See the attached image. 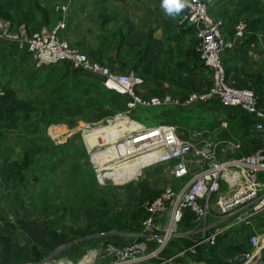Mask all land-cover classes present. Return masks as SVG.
<instances>
[{
    "label": "trees",
    "instance_id": "1",
    "mask_svg": "<svg viewBox=\"0 0 264 264\" xmlns=\"http://www.w3.org/2000/svg\"><path fill=\"white\" fill-rule=\"evenodd\" d=\"M222 1L207 0L208 12L211 14L210 8L214 10ZM225 1L232 3V8L229 11L222 8L214 14L215 18L224 21L225 38H232V26L236 21L242 18L247 23L245 35L233 48H225L222 54L227 81L236 88L253 90L258 96V107L264 110V68L258 72L247 71L239 61L248 56L249 49L259 40L258 34L264 32V0ZM95 3L99 4V10L93 21L96 30L92 27L87 32V36H92L90 41L85 37L82 40H69L70 34L74 33L70 31V21L74 20L72 15L68 16L67 22L65 20V27L60 32L61 38L84 52L89 60L105 63L121 73L133 70L142 79L140 95L144 98L169 94L183 100L190 92H202L211 86V72L194 49L196 31L190 25L179 24L181 12L173 16L162 9L158 12L160 19L156 18V25L151 27L142 19L132 22L119 18L117 13L120 10L108 7L106 0H96ZM60 18L61 14L55 11L52 1L44 4L39 0H0V20L9 21L13 27L24 24L29 32L38 31L43 26L52 27ZM157 28H161L159 37L155 35ZM127 101V96L107 89L98 75L74 67L69 60L36 66L30 54L0 39V183L11 190L12 204L20 202V208L24 210L21 218L15 222L8 223L5 215L0 214V264H39L73 239L61 230L43 227L27 216L30 211L25 206L26 192H21L17 184H22L21 181L25 179L23 173L41 156L50 157L51 165L56 166L63 161V157L73 154L74 168L68 176L76 174L79 184L73 187L71 196L85 207L91 217L90 223L74 230L77 237L83 239L58 252L55 257L76 261L89 248L111 242L109 236L101 233L112 229L114 219L111 217L116 214L115 205L99 196L95 172L83 170L80 165L89 159L86 147L81 144L74 156L75 147L70 140L55 144L45 130L52 124L70 120L106 123L107 119L125 113ZM194 106L197 107L136 106L129 116L147 126L176 124L179 130L184 131L181 135L183 139H187L194 130L209 128V131H214V127H219L224 121L226 127L219 128V137L239 144V148L230 152L228 158L250 154L260 146V139L253 129L255 117L239 106H225L216 99ZM199 107L220 112L224 117L216 120L212 127L204 124L201 118L193 122L189 117H196ZM33 120L42 124V137L22 131ZM36 126L30 129L35 130ZM206 131L203 135H208ZM11 133L14 137L10 140ZM49 173L52 174L51 171ZM161 190L154 189L147 195L142 194L139 209L124 212L127 221L135 225L134 231L141 229V222L146 217L141 203L152 199ZM256 220L264 223V213L258 215ZM182 224L179 231L189 230L193 226L192 215L186 213ZM261 228L263 231L264 224ZM233 229L218 236L214 244H200L194 247V251L186 250L181 255L177 254L192 246L194 238L188 235L174 237L162 251L161 257H173L174 262L181 264H236L237 257L251 249L249 236L252 231L238 226L234 233L236 238L233 239V235H230ZM16 234L23 236L27 244L18 242ZM261 258L264 262V248Z\"/></svg>",
    "mask_w": 264,
    "mask_h": 264
},
{
    "label": "built area",
    "instance_id": "2",
    "mask_svg": "<svg viewBox=\"0 0 264 264\" xmlns=\"http://www.w3.org/2000/svg\"><path fill=\"white\" fill-rule=\"evenodd\" d=\"M55 11L61 14L57 23L52 27L43 26L34 32H29L24 24L13 27L9 21L0 20V39L30 54L36 66L69 60L74 67L98 75L107 89L128 97L127 109L122 114L129 113L136 106L188 107L215 99L225 106H239L255 117L253 129L261 143L250 154L221 160L218 158L220 150L234 152L239 144L235 141L203 138L200 132L193 134L197 137L195 142V138H180L174 124L147 126L134 120L129 124L136 122V127H126L113 142L98 138V142L88 149H95L91 153L90 162L100 182L109 177L105 176L108 165L114 166L111 172L118 168L125 174L127 169L119 168L120 165L148 157L141 169L169 165V176L176 183H169L158 195L141 203L140 206L146 212L141 229L132 239L105 244L98 254L99 263L92 259L95 255H87L79 262L64 261L57 264H181L174 262L173 257H161L172 238L186 235L194 238L192 246L177 254L181 255L186 250L194 251L197 245L214 244L218 236L233 226L250 225L258 215L264 213V110L258 107V96L253 90L236 88L228 83L222 62L225 48H233L247 32L244 19L234 23L233 36L227 39L223 32V19L215 18L208 12L207 0H187L181 10L179 24L190 25L195 29L197 41L194 49L203 65L210 70L212 84L208 89L190 92L180 100L169 94L144 98L140 95L142 79L133 70L121 73L105 63L89 60L84 52L70 46L60 36L65 27L68 5L59 4ZM122 114L107 119L106 124L126 116ZM106 124H85L82 135L85 144L86 135L91 129ZM99 140H102L101 144ZM221 144L224 148H220ZM108 146L114 147L116 157L112 160H109L110 157L98 159L96 152H102ZM186 213L192 215L193 226L187 231H179ZM159 216H162L160 220ZM249 242L251 249L238 264H264L261 258L264 230L253 231Z\"/></svg>",
    "mask_w": 264,
    "mask_h": 264
},
{
    "label": "rangeland",
    "instance_id": "3",
    "mask_svg": "<svg viewBox=\"0 0 264 264\" xmlns=\"http://www.w3.org/2000/svg\"><path fill=\"white\" fill-rule=\"evenodd\" d=\"M41 3H48L50 1L53 2L54 9L59 4H67L68 11L66 15V22L68 16L70 15V10L72 9L71 3L74 2L78 5L83 6L84 8L82 11L77 12V17H74L73 21H70V31L74 32L76 35L77 40H82L83 37L86 38L87 41H90V37L87 36V32L89 28L96 27L93 26V21L95 20V15L92 12V4L91 0H39ZM115 1H113L114 3ZM117 2V1H116ZM115 2V3H116ZM116 6L121 7L124 10L123 4H118ZM77 7V6H76ZM75 7V8H76ZM132 16L134 17L135 22H139L140 18H144V11L143 8L140 6L136 9L131 8L129 10ZM212 15V14H211ZM213 16V15H212ZM214 17V16H213ZM144 23H147V19H143ZM150 22V21H149ZM148 22V23H149ZM156 23V19L154 24ZM92 32H94L92 30ZM155 34L160 36V30L155 32ZM262 37L260 41L258 40L255 44L254 53L253 50L248 54V56L244 57L243 59L239 60L243 65L244 69L247 71L258 72L261 68H264V32H260ZM158 36V37H159ZM70 40V39H69ZM172 106V105H171ZM187 109H194V108H187ZM132 112V111H131ZM130 113V112H129ZM129 113L122 114L126 115L120 119H113L111 123L114 124V128H118L119 126L128 127L129 122L133 121L129 116ZM118 116V115H116ZM114 118V117H113ZM124 118L127 120L125 121ZM190 119L195 121L193 116L189 117ZM137 121V120H134ZM140 122V121H138ZM185 122V121H184ZM88 122L84 121H67L61 122L58 124L50 125L46 130L45 133L50 136L51 140L55 144H60L70 140V144L75 147L74 148V156H76V148H78L81 144H84L86 147V152L89 155V159L87 161H83L80 163L83 166V170H87L88 172L92 170V172L96 174V171H93V167L90 163V156L91 153L95 150L92 149L89 151L88 145L85 144L83 135V129L85 128V124ZM36 126L34 130L33 126ZM91 124V123H89ZM91 124L92 125H98ZM106 124V123H102ZM131 124V123H130ZM107 125V124H106ZM177 127V133L180 138L184 131L179 130ZM30 127H33L30 129ZM42 124L35 120L29 121L22 131L26 132V134H34L36 137H42L41 134L43 133V129H41ZM61 127V128H60ZM131 127V125H130ZM105 129V128H104ZM113 131V128H111ZM220 129L215 130L213 133H209L207 136L211 140H222L219 137ZM103 132V131H101ZM190 134V133H189ZM61 135V136H60ZM14 135L11 133L9 135L10 140L13 139ZM102 140H99L101 144ZM101 149L103 147H100ZM69 150L73 153L72 148ZM230 151H228V156ZM232 153V152H231ZM220 152L218 153V157ZM49 156H52L49 155ZM73 156V154H72ZM72 156H65L63 157V161L58 165H51L53 162L50 160L48 156H41V159L35 161L30 168H28L23 175L25 179L21 181V185L17 184V187L20 189L21 192H26L25 195V206L29 209V213L27 216L30 219L37 221L43 227H54L58 230H61L69 237L73 238L64 246L58 248L56 251L51 253L47 256L42 262L45 264H57L58 262L64 261H72L67 257H58L56 258L55 255L66 249L72 245L77 244L83 238L77 237L74 230L77 228H82L90 223L91 217H89V213L85 211V207H82L79 204V201L74 200L72 198V194L74 191V186L79 184L75 178L76 174L73 177H69L68 173L72 171L74 168ZM226 158V157H225ZM161 166V167H158ZM156 165L153 167H146L140 169L138 171L132 172L129 176L136 175L134 178L124 181L123 183H116L113 178H106L103 179L102 182L98 180L97 188L99 191V196H103L106 199H109L110 202L115 205V212L116 214L111 218L113 220L112 229L108 230L107 232L101 233L103 235L109 236L111 242H119L132 239L138 231H134V224L129 223L127 221L124 212L128 211H135L139 209V199L142 194L146 195L154 189H162L169 183L172 184V180L169 176V165ZM55 167V168H54ZM54 168V170L52 169ZM52 172L50 174L49 172ZM128 179V178H126ZM176 181V180H173ZM18 183V182H17ZM0 192L2 193V198H0V214L5 215V220L9 222H15L19 218H21L22 210L20 208V202H16L12 204V195L11 190L9 188H4V186L0 183ZM142 223V222H141ZM99 235V234H95ZM16 240L22 244L26 243V240L23 236L16 234ZM27 244V243H26ZM104 245H98L92 248H89L82 256L76 261L79 262L87 255H95L94 262L99 263L98 254L100 250H102ZM62 248V249H61ZM61 249L60 251H58ZM39 263V264H40Z\"/></svg>",
    "mask_w": 264,
    "mask_h": 264
},
{
    "label": "crops",
    "instance_id": "4",
    "mask_svg": "<svg viewBox=\"0 0 264 264\" xmlns=\"http://www.w3.org/2000/svg\"><path fill=\"white\" fill-rule=\"evenodd\" d=\"M91 1H92L91 2V4H92L91 5L92 6V12L94 13L95 18H96L97 15H98L99 4L98 3H95L96 0H91ZM113 1H115V2L117 1V2L116 3L115 2L113 3ZM106 3L108 4V7H112V8L113 7L114 8L116 7V8H118L117 9L118 11L119 10L121 11V12L119 11L117 13V15H118L119 18L124 19V20L127 19L128 21H132V22H135V20H134V17L132 16V14L130 13L129 10H131V8L136 9V8H138V7L141 6L143 8V10H146V11H144V14L145 15H144V18L143 19H147L148 22L150 21L149 23L147 22L145 24H148L151 27L152 26L154 27L156 25V24H154V21H155L156 18L160 19L159 15H158V12L163 9L162 8V0H106ZM118 4H123L124 10L121 9V7H119V6H116ZM209 5L211 7V4H209ZM232 6H233L232 3H229V2H227V1L224 0V1H222L220 3V5L214 7V10H213V7L210 8V10L212 12L211 14L214 16V14H217L218 11H220L222 8H225L226 10L229 11L232 8ZM83 8H84L83 6L78 5V4L75 3L74 5H72V9L70 10V15H72L73 17H77V12L82 11ZM109 10L110 9L108 8L107 11H109ZM143 19H142V22H144ZM160 29L161 28H157V30L155 32H158ZM155 35L157 37L159 36L157 34H155ZM261 37H262V35L259 33L258 34L259 41H260V38ZM69 39H70V41L76 40L75 33L70 34ZM251 50H253V52H254V50H255V44H254V46L252 48L249 49V54H250V52H252ZM254 53H256V52H254ZM195 107H197V106H191V107H188V108H194L195 109ZM200 108L201 107L197 108V111H196L197 112L196 113L197 114L196 115L197 118L196 117H193V118H194V120L201 118L200 120H202L203 123L206 124V125H208V126H211V127L214 126L216 124L215 122H217L216 120H221L224 117V115L222 113H220V112H215L214 113V112L210 111L209 109H200ZM200 110H202V111L200 112ZM198 112H200V113H198ZM131 127H132V125H131ZM225 127H226V123L223 121L219 125V127L218 126H215L214 127V131L217 130V129H219V128H222L223 129ZM206 130H208L209 133H213L214 132V131H209L210 130L209 128H207ZM206 130H200V131L194 130V131L190 132V135H189V137L187 139L193 140V138H195L194 140L196 142L197 141V137H194L193 134H195L197 132H200V134L202 135L203 138H208L209 139V137L207 135H203V132H206L207 133ZM213 141H226V140H213ZM220 148H224L223 147V144L220 145ZM219 152H220V155L218 157L219 159L225 160V159L228 158V155H227L228 154V151L227 150L226 151L220 150ZM175 183H176V181H173L172 180V184H175ZM161 218H162V216H159L158 217V220H160ZM261 221L262 220H256V219H254L250 223V225L243 226V227H245L246 229H251L252 232L253 231H259V232H261L262 229H263L261 227H263V224H264ZM255 222H256V224L258 226H256ZM182 226H183V224L180 223V227L179 228L182 229ZM238 226H241V225L233 226L235 229H233V227H232L233 230L230 233V235L231 236L233 235L232 236L233 239L236 238L234 236V233L237 232L235 230L237 229ZM229 231H231V229H229ZM132 238H134V237H132Z\"/></svg>",
    "mask_w": 264,
    "mask_h": 264
},
{
    "label": "bare ground",
    "instance_id": "5",
    "mask_svg": "<svg viewBox=\"0 0 264 264\" xmlns=\"http://www.w3.org/2000/svg\"><path fill=\"white\" fill-rule=\"evenodd\" d=\"M134 123L137 125L136 122H134ZM135 124H132V127H136ZM111 128H113V131H111ZM129 128H130V124H129ZM125 129H127V128L123 127V126H119L118 128H114L113 123H110L107 126H100L96 129H91L89 131V134L86 135V143H87L88 147H92L96 144V142H98V138H103L106 142H109V141L113 142L117 137L122 135V132ZM101 131H103V132H101ZM116 155L117 154L115 153L113 146H108L102 152H96V157L98 159L99 158L101 159L104 157H110L109 160H112L116 157ZM147 160H148V157L137 158L136 160H133L132 162H126V163L120 165L121 167H119V168H126L127 169V173H125V174L121 173L118 168H116L115 171L111 172L110 169L114 166L108 165L107 166L108 168H106V170L108 172L105 174V176L112 177L116 183H123L124 181L132 179L136 175H138L141 167L146 163ZM134 171H138V173L136 175H132L131 177H127ZM126 178H128V179H126Z\"/></svg>",
    "mask_w": 264,
    "mask_h": 264
},
{
    "label": "clouds",
    "instance_id": "6",
    "mask_svg": "<svg viewBox=\"0 0 264 264\" xmlns=\"http://www.w3.org/2000/svg\"><path fill=\"white\" fill-rule=\"evenodd\" d=\"M187 0H162V8L169 15H176L185 7Z\"/></svg>",
    "mask_w": 264,
    "mask_h": 264
},
{
    "label": "water",
    "instance_id": "7",
    "mask_svg": "<svg viewBox=\"0 0 264 264\" xmlns=\"http://www.w3.org/2000/svg\"><path fill=\"white\" fill-rule=\"evenodd\" d=\"M62 249V248H61ZM61 249H59L58 251H60ZM245 258L244 254H241L237 257L235 263L238 264L240 263L243 259Z\"/></svg>",
    "mask_w": 264,
    "mask_h": 264
}]
</instances>
